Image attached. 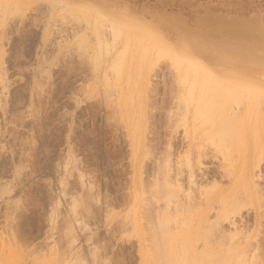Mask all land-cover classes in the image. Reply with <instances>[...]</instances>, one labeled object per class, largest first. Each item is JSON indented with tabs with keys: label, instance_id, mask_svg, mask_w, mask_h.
Returning <instances> with one entry per match:
<instances>
[{
	"label": "rangeland",
	"instance_id": "1",
	"mask_svg": "<svg viewBox=\"0 0 264 264\" xmlns=\"http://www.w3.org/2000/svg\"><path fill=\"white\" fill-rule=\"evenodd\" d=\"M0 264H264V0H0Z\"/></svg>",
	"mask_w": 264,
	"mask_h": 264
},
{
	"label": "bare ground",
	"instance_id": "2",
	"mask_svg": "<svg viewBox=\"0 0 264 264\" xmlns=\"http://www.w3.org/2000/svg\"><path fill=\"white\" fill-rule=\"evenodd\" d=\"M171 51V50H170ZM171 54H172V52H170ZM171 58V57H170ZM207 76V75H206ZM214 92V91H213ZM217 92V91H216ZM212 93V92H211ZM214 94V93H213ZM219 94V93H218ZM229 94H230V92H229ZM232 95H233V93H232ZM212 96V95H211ZM215 96V95H214ZM230 96H231V94H230ZM219 97V96H218ZM226 98H227V96H226ZM240 113V111L236 114V115H238ZM190 131V130H189ZM194 132L192 131V133H191V131L190 132H188V136L189 137H193V135L195 134H193ZM194 140H196V137L194 138ZM172 148H173V144L172 145H170V153L172 154ZM194 152H197V149L196 150H192V145L191 146H189V149H188V151H187V154H186V159H187V161H188V163L189 162H191V160H190V157L192 156V154L194 153ZM199 163H200V160L198 161ZM198 163V164H199ZM195 166H197V162L195 161ZM189 167H191V164H189ZM171 172H172V170L170 169V168H168V171H167V176H168V179H167V177H166V179H167V184H168V186H167V188H169L168 190V192H169V195H168V193H167V196H168V198H169V203H171L172 201H173V195H174V192H173V189H172V187H171V183L170 182H172L173 184H177V182H179V176L180 175H183V173H182V171H180V170H177L176 171V175L175 176H172L171 175ZM189 178H190V181H188L189 183L190 182H192V184L193 185H196V178H197V176H196V174H195V171L193 170V168H190L189 169ZM252 176V172L250 173V177ZM184 197H185V199H187V200H190L189 199V197L187 196V195H184ZM223 204H224V202H221V205L223 206ZM208 206L210 207L211 206V202H210V200L208 201ZM224 207V206H223ZM223 211H226L225 213H227V210L225 209H223ZM222 211V212H223ZM225 213H220L222 216H225L226 214ZM169 214V213H168ZM172 216H173V214L170 212V215H169V218L171 217L172 218ZM205 217L207 218L208 217V215H205ZM170 221H172L171 219H169ZM57 261V260H56ZM61 263V262H60Z\"/></svg>",
	"mask_w": 264,
	"mask_h": 264
}]
</instances>
